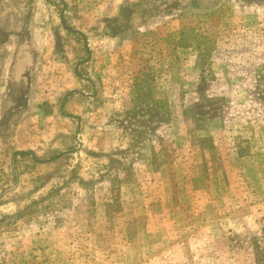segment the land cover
I'll use <instances>...</instances> for the list:
<instances>
[{
	"label": "rangeland",
	"instance_id": "1",
	"mask_svg": "<svg viewBox=\"0 0 264 264\" xmlns=\"http://www.w3.org/2000/svg\"><path fill=\"white\" fill-rule=\"evenodd\" d=\"M0 264H264V0H0Z\"/></svg>",
	"mask_w": 264,
	"mask_h": 264
},
{
	"label": "trees",
	"instance_id": "2",
	"mask_svg": "<svg viewBox=\"0 0 264 264\" xmlns=\"http://www.w3.org/2000/svg\"><path fill=\"white\" fill-rule=\"evenodd\" d=\"M18 155H21V156H31L32 158H33V160L34 161H37V159H35L34 157H33V155H32V153H30V152H20V153H18ZM56 159H58V156H54V157H52L51 159H49L48 161H38L39 163H48V162H50V161H54V160H56Z\"/></svg>",
	"mask_w": 264,
	"mask_h": 264
}]
</instances>
